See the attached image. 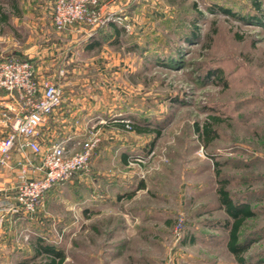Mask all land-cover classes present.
I'll return each instance as SVG.
<instances>
[{"label":"rangeland","instance_id":"374dc122","mask_svg":"<svg viewBox=\"0 0 264 264\" xmlns=\"http://www.w3.org/2000/svg\"><path fill=\"white\" fill-rule=\"evenodd\" d=\"M97 9L94 25L78 22L90 38L107 17L122 22L100 72L90 66L85 77L99 85L98 106L67 144L89 147L88 162L23 215L7 254L31 256L39 236L63 251L62 264H239L226 245L219 172L253 213L239 231L246 264H264V0H99ZM2 14L0 32L23 48L67 34L53 26L50 0H0ZM67 36L61 48L77 51L81 37ZM50 127L47 117L40 132Z\"/></svg>","mask_w":264,"mask_h":264},{"label":"built area","instance_id":"2783aa9c","mask_svg":"<svg viewBox=\"0 0 264 264\" xmlns=\"http://www.w3.org/2000/svg\"><path fill=\"white\" fill-rule=\"evenodd\" d=\"M98 0H50V19L61 30L72 23L94 25L100 17ZM120 22L118 16L107 17ZM64 74L58 70V77ZM29 60H0V90L7 103L0 108V173L14 170L11 198L0 203V211L29 215L40 206L44 193L55 183L70 178L84 168L89 147L72 151L64 141L44 143L40 126L61 103L62 87L58 79L39 82Z\"/></svg>","mask_w":264,"mask_h":264},{"label":"crops","instance_id":"0c3cea01","mask_svg":"<svg viewBox=\"0 0 264 264\" xmlns=\"http://www.w3.org/2000/svg\"><path fill=\"white\" fill-rule=\"evenodd\" d=\"M13 7L16 8L17 6ZM121 22L122 21L119 23L115 22L117 28H119ZM0 23H6L5 14L0 16ZM41 23V20H36L37 26H42ZM7 26L10 27V25ZM65 29L64 33L67 34H57V37L53 36L52 38H49L50 41L48 44H45L43 41L44 37L40 36L42 37L40 38L42 41H40L35 48H23V43L13 34L9 32L2 34L0 32V60L9 58L29 59L35 67V76L37 80H41V78L43 80L58 79L61 84V103L51 114H49V116H47L51 119L52 127L50 128H53V130L52 132H49L48 130L43 131V133L40 132V139L46 144L51 143L45 142V139L43 138V135H46L47 133L52 134L53 137H55L54 133L57 132V134L60 135H57V138L59 139L56 141H64L66 145L79 137L82 131H80V128L82 127L81 124L85 121L88 108L96 107L99 103V94H97V92H99L97 90L99 85L90 84L91 81L85 78L86 74L89 72L88 67L92 66V69H95L94 71L99 73L103 62V49L107 48L106 46L108 45H112L109 40L105 42L101 41L99 46H93L91 39L94 37L90 38L89 35L91 34L88 33L86 26L81 25L80 23H73ZM103 32L112 33L113 30L108 24L97 33L99 35ZM67 35H71L70 37L73 39L77 36L81 37L78 38L79 40L76 42L78 46L77 51L70 50L69 48H61L63 40H66L67 37H69ZM94 39H98V36ZM98 47H101L102 50L99 51ZM94 48L99 51L97 52V55L86 57V52L94 51ZM104 54L109 55V58L113 59L117 57V52L112 50H106V53ZM87 59H91V61L89 60L90 63H87ZM113 62L115 64L116 59ZM59 69L64 71V74L61 77H58ZM79 76H81V78ZM111 91L112 90H109V92ZM7 101L8 97L6 93L3 90H0V108L1 105L7 103ZM2 130L3 129L0 127V135ZM14 182V170L10 168L3 169L0 173V203L6 202L7 199L11 202L14 201L13 198H11V188ZM17 226H23V214L16 215L0 211V264H16L19 261H12L11 257L7 254L8 250L11 248V229L13 227L17 228ZM15 230L17 231V229Z\"/></svg>","mask_w":264,"mask_h":264},{"label":"trees","instance_id":"16d2710c","mask_svg":"<svg viewBox=\"0 0 264 264\" xmlns=\"http://www.w3.org/2000/svg\"><path fill=\"white\" fill-rule=\"evenodd\" d=\"M98 6L99 0L96 8ZM255 7L257 8V6ZM108 24L111 26L113 32H103L98 35V39L92 38L91 41L93 46H99L101 44V41L105 42L109 40L110 43L116 44V42L118 41L120 30L115 25V22L110 21ZM18 60L29 59L18 58ZM210 123L211 122H204V124L202 125V130L206 135H209L212 131L209 127ZM121 125L124 126V124ZM128 129L136 131L137 133L149 131L146 128L139 127L135 124L128 125ZM196 130H200L199 126H196ZM217 181L219 182V186L217 188L218 200L228 218L230 219L225 220V226L228 228V239L226 243L227 248L230 253H232L237 263L246 264L244 252L247 250V246L244 240H240L239 231L245 219L253 214L252 210L249 208L248 204L236 202L231 198L225 186L226 180L220 178L219 172H217ZM30 247L32 251L31 256L20 259L16 264H62L64 261L65 255L63 251L53 244L47 243L42 237L37 236L33 240H30Z\"/></svg>","mask_w":264,"mask_h":264}]
</instances>
